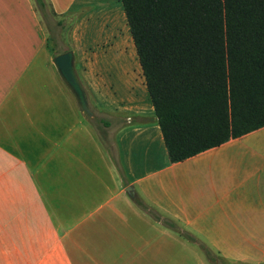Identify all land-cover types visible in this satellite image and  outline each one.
Listing matches in <instances>:
<instances>
[{
  "label": "crops",
  "instance_id": "obj_1",
  "mask_svg": "<svg viewBox=\"0 0 264 264\" xmlns=\"http://www.w3.org/2000/svg\"><path fill=\"white\" fill-rule=\"evenodd\" d=\"M46 3L0 0V264H264V126L169 162L120 0Z\"/></svg>",
  "mask_w": 264,
  "mask_h": 264
},
{
  "label": "trees",
  "instance_id": "obj_2",
  "mask_svg": "<svg viewBox=\"0 0 264 264\" xmlns=\"http://www.w3.org/2000/svg\"><path fill=\"white\" fill-rule=\"evenodd\" d=\"M120 3L169 162L264 126V0Z\"/></svg>",
  "mask_w": 264,
  "mask_h": 264
},
{
  "label": "water",
  "instance_id": "obj_3",
  "mask_svg": "<svg viewBox=\"0 0 264 264\" xmlns=\"http://www.w3.org/2000/svg\"><path fill=\"white\" fill-rule=\"evenodd\" d=\"M53 63L63 81L67 84L70 88L72 93L74 94L77 102L86 109V99L84 96L83 91L81 90L73 69H72V55L69 51H64L62 53L57 54L53 58ZM131 188H126V192L129 194V190Z\"/></svg>",
  "mask_w": 264,
  "mask_h": 264
},
{
  "label": "rangeland",
  "instance_id": "obj_4",
  "mask_svg": "<svg viewBox=\"0 0 264 264\" xmlns=\"http://www.w3.org/2000/svg\"><path fill=\"white\" fill-rule=\"evenodd\" d=\"M44 2H45V8H44V11H42L44 14H46V15H44V17L42 18V24H43V26H44V28H45V30H47L48 28V24H50V23H52L53 21H54V19H55V17H53V15H51L50 14V12H49V6H48V4L46 3V0H43ZM46 16H47V19L45 20V18H46ZM48 33H49V31H48ZM50 34V33H49ZM51 35V34H50ZM57 36L59 37V32H58V30H57V35H56V39H57ZM59 43H60V41H59Z\"/></svg>",
  "mask_w": 264,
  "mask_h": 264
}]
</instances>
